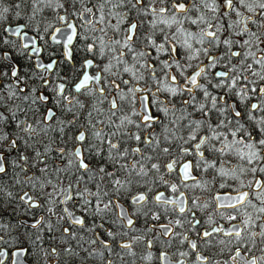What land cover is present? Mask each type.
Masks as SVG:
<instances>
[{
	"label": "snow or ice",
	"instance_id": "snow-or-ice-1",
	"mask_svg": "<svg viewBox=\"0 0 264 264\" xmlns=\"http://www.w3.org/2000/svg\"><path fill=\"white\" fill-rule=\"evenodd\" d=\"M0 264H264V0H0Z\"/></svg>",
	"mask_w": 264,
	"mask_h": 264
}]
</instances>
